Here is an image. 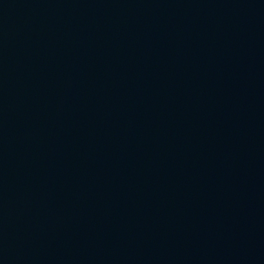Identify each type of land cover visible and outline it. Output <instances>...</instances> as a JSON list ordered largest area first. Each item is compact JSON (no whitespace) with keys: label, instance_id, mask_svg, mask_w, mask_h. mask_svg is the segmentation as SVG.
<instances>
[{"label":"water","instance_id":"1","mask_svg":"<svg viewBox=\"0 0 264 264\" xmlns=\"http://www.w3.org/2000/svg\"><path fill=\"white\" fill-rule=\"evenodd\" d=\"M0 264H264V0H0Z\"/></svg>","mask_w":264,"mask_h":264}]
</instances>
